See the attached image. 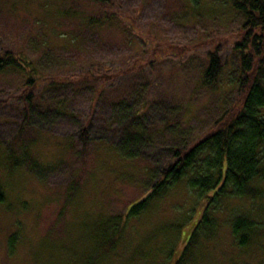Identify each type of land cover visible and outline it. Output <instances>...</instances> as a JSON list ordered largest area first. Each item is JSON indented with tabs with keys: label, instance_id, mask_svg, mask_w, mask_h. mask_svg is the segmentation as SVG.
<instances>
[{
	"label": "rangeland",
	"instance_id": "rangeland-1",
	"mask_svg": "<svg viewBox=\"0 0 264 264\" xmlns=\"http://www.w3.org/2000/svg\"><path fill=\"white\" fill-rule=\"evenodd\" d=\"M228 1L113 0L100 10L0 0V53L25 56L41 77L26 115L24 75L0 72V264H264V201L217 210L191 258L178 257L201 208L184 182L135 222L113 221L172 164L171 147L192 146L237 107L244 17ZM217 49L223 68L208 87L202 73ZM89 73L101 79L81 81ZM245 212L260 227L240 249L224 218Z\"/></svg>",
	"mask_w": 264,
	"mask_h": 264
},
{
	"label": "trees",
	"instance_id": "trees-1",
	"mask_svg": "<svg viewBox=\"0 0 264 264\" xmlns=\"http://www.w3.org/2000/svg\"><path fill=\"white\" fill-rule=\"evenodd\" d=\"M89 1L100 10L114 9L113 0ZM228 2L232 10L244 17L239 29V40L234 43L240 61V100L237 107L218 117L213 124L214 129L192 146L171 147L169 153L173 162L161 170L158 180L147 190L148 194L121 215L113 217L117 224L129 218H133L135 222L141 214L184 182L198 205L195 212L201 208V216L189 237L185 238L183 250L178 257L180 259L192 257V248L200 235L214 234L218 223L215 214L217 210L230 207L238 199L264 201V190L259 187L264 182V0ZM93 23L101 26L104 21L101 18L95 19V22L89 21V25ZM218 50L207 54L202 80L208 87L217 82L223 68ZM7 69L17 70L24 75L25 89L20 97L25 106L23 112L28 115L33 108L34 90L41 77L34 75L37 69L25 56L15 57L9 52L0 53V72ZM81 79L85 81L101 78H95L89 73ZM4 103L6 102L0 101V107ZM127 129L133 133L130 142L136 147L141 137L130 127ZM86 130L82 128L80 131L81 141L85 144L88 142ZM2 200L0 189V201ZM224 220L229 224L238 248H247L255 241L256 238L253 237L259 230L260 222L248 212L229 213ZM170 227H174L178 233L182 228L176 225ZM121 233L118 225L112 228L111 248L117 247ZM170 253L168 252L172 256Z\"/></svg>",
	"mask_w": 264,
	"mask_h": 264
}]
</instances>
